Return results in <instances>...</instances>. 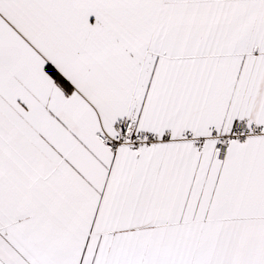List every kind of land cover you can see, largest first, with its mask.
I'll return each instance as SVG.
<instances>
[{"label": "snow or ice", "instance_id": "6c2138e0", "mask_svg": "<svg viewBox=\"0 0 264 264\" xmlns=\"http://www.w3.org/2000/svg\"><path fill=\"white\" fill-rule=\"evenodd\" d=\"M0 264H264V0H0Z\"/></svg>", "mask_w": 264, "mask_h": 264}]
</instances>
